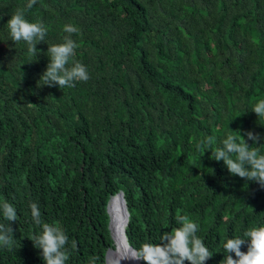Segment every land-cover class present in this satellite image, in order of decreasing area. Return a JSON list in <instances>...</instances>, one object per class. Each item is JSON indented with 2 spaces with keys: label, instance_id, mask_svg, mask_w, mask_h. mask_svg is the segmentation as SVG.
Returning <instances> with one entry per match:
<instances>
[{
  "label": "trees",
  "instance_id": "trees-1",
  "mask_svg": "<svg viewBox=\"0 0 264 264\" xmlns=\"http://www.w3.org/2000/svg\"><path fill=\"white\" fill-rule=\"evenodd\" d=\"M27 3L0 0V203L17 211L0 264H44L28 239L39 232L31 203L64 229L69 249L77 242L66 264H106L108 201L121 190L136 250L162 243L186 215L213 253L206 264H220L228 238L264 226V188L211 156L237 130L259 134L247 142L264 154V118L252 112L264 99V0H38L25 12L47 28L37 57L8 36ZM66 24L80 29L74 60L90 78L41 87Z\"/></svg>",
  "mask_w": 264,
  "mask_h": 264
},
{
  "label": "clouds",
  "instance_id": "clouds-1",
  "mask_svg": "<svg viewBox=\"0 0 264 264\" xmlns=\"http://www.w3.org/2000/svg\"><path fill=\"white\" fill-rule=\"evenodd\" d=\"M37 3L38 0H28L26 7L18 8L6 23L9 40L14 44L25 42L29 54L36 57L39 51L36 46L45 42L47 28L42 21L29 22L25 18V12ZM63 31L67 33L63 43L48 46L46 54L49 62L39 78L41 87L71 88L75 87L76 82H86L90 78L87 67L74 60L78 45L72 39V35L79 34L80 29L72 24H66ZM252 112L258 119L264 118V99L254 104ZM241 131L237 130L238 135H227L221 146L211 151V156L217 162L223 161L230 175L254 181L264 188V154H260L257 148H252L247 142L251 140L252 144H257L259 134L247 131L241 135ZM211 144L212 138H205L196 145V148L208 151ZM29 207L32 222L39 228V232L32 234L28 239L32 241L35 249L42 250L44 264H66L70 249L78 251L77 242L72 240L69 249V237L64 229L58 223L42 221L38 204L31 203ZM0 215L7 222L0 223V248L11 251L15 244L11 222L17 220L16 208L5 200L0 203ZM175 222L178 227L160 235L159 241L162 243L142 244L131 258L143 260L145 264H185L186 261L188 264H206L213 253L197 235L199 224L186 215H177ZM245 244L247 251L243 252L241 246ZM223 253L227 255H224L220 264H264V226L253 227L244 231L242 236L228 238L223 244ZM231 253L235 254L236 259ZM95 259L93 257L90 264H95Z\"/></svg>",
  "mask_w": 264,
  "mask_h": 264
},
{
  "label": "water",
  "instance_id": "water-1",
  "mask_svg": "<svg viewBox=\"0 0 264 264\" xmlns=\"http://www.w3.org/2000/svg\"><path fill=\"white\" fill-rule=\"evenodd\" d=\"M107 207L110 215L109 228L112 238L114 239L115 247L108 248L106 252V264H117L118 260H123L125 264H142V260H134L131 258L135 254L136 249L129 243L126 234V227L130 219V211L124 191L121 190L113 195L108 201ZM112 207L117 208L119 211L117 219L111 213Z\"/></svg>",
  "mask_w": 264,
  "mask_h": 264
},
{
  "label": "bare ground",
  "instance_id": "bare-ground-1",
  "mask_svg": "<svg viewBox=\"0 0 264 264\" xmlns=\"http://www.w3.org/2000/svg\"><path fill=\"white\" fill-rule=\"evenodd\" d=\"M115 204H117V203H115ZM114 204V205H115ZM118 209L117 208H115V207H112V209H111V213H112V215L117 219V217H118ZM118 250L120 251V249L118 248ZM121 256V255H120ZM121 262V264H125V262H123V260L122 261H120Z\"/></svg>",
  "mask_w": 264,
  "mask_h": 264
}]
</instances>
